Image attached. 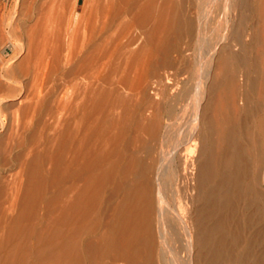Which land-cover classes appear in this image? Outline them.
<instances>
[{
    "label": "bare ground",
    "instance_id": "bare-ground-1",
    "mask_svg": "<svg viewBox=\"0 0 264 264\" xmlns=\"http://www.w3.org/2000/svg\"><path fill=\"white\" fill-rule=\"evenodd\" d=\"M14 3L0 264H264V0Z\"/></svg>",
    "mask_w": 264,
    "mask_h": 264
},
{
    "label": "rangeland",
    "instance_id": "rangeland-1",
    "mask_svg": "<svg viewBox=\"0 0 264 264\" xmlns=\"http://www.w3.org/2000/svg\"><path fill=\"white\" fill-rule=\"evenodd\" d=\"M15 1H16V0H0V16H1V17H0V26L4 27V29H6L8 23H11V21L13 20V19H12V14H11V11H10V10H11V7L13 6V4H15V3H14ZM200 5H201V3H200ZM198 8L200 9V7H198ZM199 9H197V10H198V11H201V10H199ZM3 12H4V13H3ZM6 12H7V13L10 12V13L7 14ZM2 15H3V17H2ZM7 15H10V16H7ZM6 16H7L8 18H7ZM2 19H3V20H2ZM8 20H9V21H8ZM1 21H2V22H1ZM4 21H5V23H4ZM6 21H7V22H6ZM1 35H2V34H0V37H1ZM3 35H5V33H4ZM0 49H1V44H0ZM6 49H7V51H8V54H7V52H4V57H5V58H7V57L11 54V51L9 50V48H6ZM0 53H1V50H0ZM193 74H195V70H194V72L192 73V75H193ZM68 85H69V84H68ZM68 85H67V86H68ZM186 109H188V108H186ZM182 120H183V119H182ZM179 121H180V120H179ZM183 124H184V125H183ZM175 125L178 126V127H175V129H174V130H175L174 133L177 131L176 133H178V134L175 133V134H176V135H175V134L172 132L171 135L173 136V134H174L175 137H177V135H179L178 138H179V139L182 138L181 140H184L183 137L185 138V137H186V134L188 133V131H187V133H185L186 130H187V128L185 127V126H186L185 123H183V121H180V123H176ZM182 126H184V127H183L184 129L181 128ZM178 128H179V129H178ZM176 129H177V130H176ZM181 129H183V131H182ZM178 130L181 131L182 133L179 132ZM184 130H185V132H184ZM183 132H184V133H183ZM180 134H182V136H181ZM171 135H170V136H171ZM183 135H184V136H183ZM172 136H171V137H172ZM175 137H174V138H175ZM180 137H181V138H180ZM169 138H170V137H169ZM172 138H173V137H172ZM169 141H171V139H170ZM163 143H164V142H163ZM167 143H168V142H167ZM176 187H178V188H177V193H174L175 190H174V191H171V193H169V192H170V190H169V191H168V194H167V195H168L167 198H168V200H169V203H170V205L172 204V206H174L175 203H176V200H175V199H176V198H175L176 195H177V194L179 195V193H180V186H179V185H176ZM170 189L173 190L172 187H171ZM178 189H179V191H178ZM175 192H176V191H175ZM172 193H173V194H172ZM175 194H176V195H175ZM172 195H174L175 197L172 196ZM178 231H179V229L177 230V232H178ZM177 232H176V237H177L178 234L181 235L179 232H178V233H177ZM176 239H178V240L181 241V242L179 243L178 240H177L178 244L181 245V243H183V242H182V236H181L180 238L178 237V238H176ZM176 239H175V240H176ZM175 240H174V241H175ZM174 241H173V243H171L172 241H170V245L172 244L171 246H173V245L175 244ZM177 242H176V243H177ZM178 244H175L176 246H173V247H171V248L175 249L176 247H179ZM174 247H175V248H174ZM183 247H184V246H183ZM183 247H181L180 249H179V248H176V254H177V253H178L179 255L182 254V256L184 257L183 253H185V249L183 250V249H182ZM181 249H182V250H181ZM177 250H179V252H178ZM180 251H181V252H180ZM182 252H183V253H182ZM167 253H168V252H165L166 257H167V255H170V257H171L172 252H169L168 254H167ZM165 254L163 253V255H165ZM173 254H175V253L173 252ZM179 255H178V256H179ZM178 256H177L178 259L175 258L177 261L174 260V258H173V260L175 261V263H173L174 261L172 260V257H171V258H170V257H167V258H168V261H167V258H166V261H165L164 264H171V263H172V264H179V263H180V264H185V261H184L185 258L183 259L182 256H180L181 258L178 257ZM164 257H165V256H164ZM174 257H175V256H174ZM170 260H171V263L169 262ZM178 260H179V261H178Z\"/></svg>",
    "mask_w": 264,
    "mask_h": 264
}]
</instances>
